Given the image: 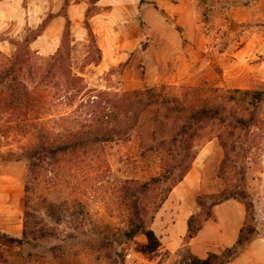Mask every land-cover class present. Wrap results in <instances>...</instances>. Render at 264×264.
<instances>
[{"label": "rangeland", "instance_id": "rangeland-1", "mask_svg": "<svg viewBox=\"0 0 264 264\" xmlns=\"http://www.w3.org/2000/svg\"><path fill=\"white\" fill-rule=\"evenodd\" d=\"M26 45L28 61L14 65L13 75L14 93L26 90L29 100L3 101L11 91L0 84V122L18 125L0 135V264H208L219 255L238 220L228 206L218 210L210 241L190 246L185 235L173 246L164 238L161 206L153 211L171 179L153 186L140 198L158 241L151 249L144 234L124 236L128 213L119 189L125 179L147 181L164 167L153 117L139 110L155 102L144 87L177 102L230 88L264 90V0H0V70ZM260 111V122L247 127L243 164L251 239L264 240V106ZM111 125L127 131L122 139L91 141L39 171L28 225L43 236L23 238L26 161H4L7 154L21 152L35 131L62 142L67 133ZM215 133L216 126L204 128L192 143L194 158L183 162L198 189L182 198L197 212L198 195L209 203L203 195L225 186Z\"/></svg>", "mask_w": 264, "mask_h": 264}, {"label": "trees", "instance_id": "trees-1", "mask_svg": "<svg viewBox=\"0 0 264 264\" xmlns=\"http://www.w3.org/2000/svg\"><path fill=\"white\" fill-rule=\"evenodd\" d=\"M88 33L92 37L90 30H88ZM35 35L38 34L36 33ZM68 35L69 20L66 18L62 41ZM29 43L28 41L27 44L29 45ZM28 45L24 46L23 53L6 58L7 66H4L0 70V84H3V86L7 89L9 88V91H11H7L6 93L4 91L2 93L3 101H14L22 98L29 100L30 95L26 90H22L19 94L14 93L16 76L13 75L15 72L14 65L28 61V52H25ZM59 49L58 51H60ZM23 87L25 88L24 85ZM213 90L214 92H219L218 88H214ZM142 91L143 94L150 95L155 99V102L148 104L146 102L144 105H141L139 110L147 111L153 117L151 119L153 127L152 136L154 137L152 141L155 143L154 146L162 153L164 167L161 174L151 177L147 181H137L134 179L122 181L119 189L120 200L128 213L127 229L124 231V236L127 239H132L138 234H144L148 239L149 248L155 249L158 246L156 236L145 220L140 198L146 191L151 190L153 186L166 184L171 179V182L164 188L159 199L154 202L153 211H155V208L161 206L172 187L183 178L189 169L188 164L183 167V162L192 160L195 156L192 144L195 137L210 124L216 126L215 137L223 152L217 174L225 183V186L220 192L203 195L210 199L209 203L203 201L201 195L196 197V203L200 209L199 212H195L189 216L186 236L187 238H192L198 233L203 222L211 216V210L216 204L228 198L241 201L245 207V218L239 229L237 239L230 247L224 248L219 255L213 256L212 260L208 262V264H225L251 240L254 231L248 224L250 202L247 201V193L244 186L243 144L248 125L251 123L256 125L261 120L259 119V113L261 112V107L264 106V90L230 88L223 90L219 94L215 93V96L212 98H198L191 102L186 100L177 102L176 98L167 99L155 95L152 93L153 90L147 87H144ZM135 93L132 92L127 97H134L136 96L133 95ZM8 106H11L10 108L13 109H17L18 107V105ZM23 106L27 107V105ZM26 125L24 124L23 126ZM15 126L18 125H6L0 122V135L6 137ZM125 132L127 131L111 125L107 128L102 127L95 130L67 133L63 138L64 141L56 142L53 138L47 137L43 131H35L34 139L24 146L21 152L15 153L11 151L7 154V158L4 161H26V168L22 175L25 191L23 205L24 224L21 234L23 238L26 239L29 236V239L35 241L39 238L38 236H43L41 232L40 235H35L41 229L29 227L28 225V220L32 215L30 192L33 190V186L38 179L39 171L45 169V165L51 166L52 163L59 161L57 156L66 157L73 150L82 147L84 144L87 145L91 141L108 142L114 139H122L121 137ZM156 134H159V139H156ZM176 168H180L178 175H175L173 172ZM151 219H153L152 214L150 215Z\"/></svg>", "mask_w": 264, "mask_h": 264}, {"label": "crops", "instance_id": "crops-1", "mask_svg": "<svg viewBox=\"0 0 264 264\" xmlns=\"http://www.w3.org/2000/svg\"><path fill=\"white\" fill-rule=\"evenodd\" d=\"M192 175H194V172H192L191 169L185 177L172 188L167 199L162 203L158 211L159 215L157 213L163 225L167 226L168 236L166 237L164 235V238H167L166 240L173 246L185 237L187 233V220L191 214L197 212V207H195L194 203H189V205L186 206L184 203L185 199L182 198L183 195L194 197L197 193L198 185L196 182L190 181ZM187 179L190 182L186 181ZM184 190L185 192L187 191L186 194L183 193ZM221 206H228L227 209L233 211L234 214L238 216L234 235L228 237L227 239L229 240L221 242V244L228 247L235 242L245 218V207L243 203L236 199H226L213 206L212 210L215 219H206L198 233L194 237L189 238L188 245L196 246L199 242L211 240L210 234L218 230L217 212ZM225 264H264V240L261 238L251 239Z\"/></svg>", "mask_w": 264, "mask_h": 264}]
</instances>
